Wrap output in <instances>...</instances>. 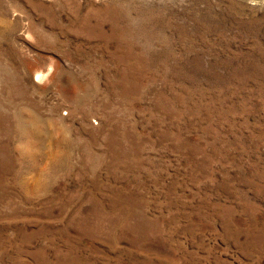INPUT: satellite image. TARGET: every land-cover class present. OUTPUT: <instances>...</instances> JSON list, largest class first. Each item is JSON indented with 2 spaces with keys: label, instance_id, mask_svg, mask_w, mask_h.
I'll use <instances>...</instances> for the list:
<instances>
[{
  "label": "rangeland",
  "instance_id": "rangeland-1",
  "mask_svg": "<svg viewBox=\"0 0 264 264\" xmlns=\"http://www.w3.org/2000/svg\"><path fill=\"white\" fill-rule=\"evenodd\" d=\"M0 264H264V0H0Z\"/></svg>",
  "mask_w": 264,
  "mask_h": 264
}]
</instances>
